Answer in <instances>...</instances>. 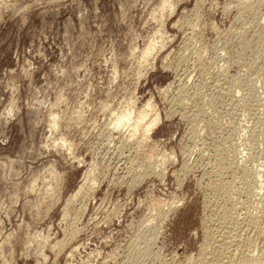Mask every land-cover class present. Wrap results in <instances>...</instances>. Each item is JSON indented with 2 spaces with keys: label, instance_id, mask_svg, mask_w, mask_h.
I'll list each match as a JSON object with an SVG mask.
<instances>
[{
  "label": "rangeland",
  "instance_id": "obj_1",
  "mask_svg": "<svg viewBox=\"0 0 264 264\" xmlns=\"http://www.w3.org/2000/svg\"><path fill=\"white\" fill-rule=\"evenodd\" d=\"M162 1L0 0V264H264V0Z\"/></svg>",
  "mask_w": 264,
  "mask_h": 264
},
{
  "label": "bare ground",
  "instance_id": "obj_2",
  "mask_svg": "<svg viewBox=\"0 0 264 264\" xmlns=\"http://www.w3.org/2000/svg\"><path fill=\"white\" fill-rule=\"evenodd\" d=\"M168 2V0H163L162 1V5H161V8H160V10H163L164 9V7H165V4ZM151 44V43H150ZM154 48V45H150L148 48H146L145 49V53L147 54H149V53H151L152 52V49ZM144 52V51H143ZM148 104H149V102H147L146 103V106H148ZM133 111L131 110V111H129V112H124L125 113V115H123L124 113H122V116H121V118H120V120H118V122L116 123V127H118V126H121V124H124L125 122H129L130 121V119H131V115L133 114L132 113ZM147 112L144 110V109H141V110H139L138 111V117H137V124H141V123H144V120L146 119V117H147ZM158 119H159V117L156 115V116H154L153 117V119H151V121H149L148 123H146L147 124V126L145 127V134H147L151 129H152V127L154 126V125H156V123H157V121H158ZM146 122V121H145ZM115 127V126H114ZM62 145V144H61ZM82 186H84L83 184H81V188H82ZM79 189H80V187H79ZM3 244V243H2ZM224 247V246H223Z\"/></svg>",
  "mask_w": 264,
  "mask_h": 264
}]
</instances>
